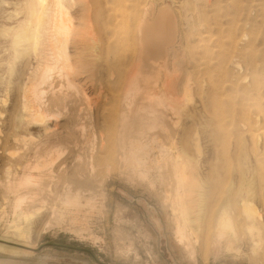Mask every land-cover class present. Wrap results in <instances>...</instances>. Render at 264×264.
Segmentation results:
<instances>
[{
    "label": "rangeland",
    "instance_id": "obj_1",
    "mask_svg": "<svg viewBox=\"0 0 264 264\" xmlns=\"http://www.w3.org/2000/svg\"><path fill=\"white\" fill-rule=\"evenodd\" d=\"M5 2L10 4L0 5V60L4 63L0 75H3L5 83L0 87V186L4 187V190L0 187V207L5 208L2 214L0 211V246L3 248L0 249V264H264V183L259 175L264 163L258 156L259 144L252 148L240 128L243 119L238 114L241 113L236 112L243 107L240 100L243 92H246L244 85L249 83V78L246 79L243 74L236 76L230 69H227V73L220 72L218 66H214L212 72L204 73L200 66L206 54L230 49L227 45L228 31L234 33L235 39L243 32L249 34L248 37H242L243 41L239 42L241 45L237 46L241 50L238 53L241 54L242 49L248 45L249 37L253 36L256 46L254 50L261 51L256 57L253 70L256 80L263 84L257 96L264 110V13L258 11L257 7L264 6V0H124L128 14L135 13L138 16L139 12L148 9L152 17H155L161 8H165L173 15L177 31L174 50L184 60L180 67L179 73L183 72L179 81L186 77L192 79L189 95L183 94L179 84V87L172 89V94L178 104L188 103L184 112L190 111L191 117L184 116V112L178 114L177 110H167L155 102L138 99L135 106L141 110L137 113L125 111L123 118L109 102L103 99L100 102L95 94L87 90V98L71 95L65 104L68 105V100H71V107H65L66 111L63 109L64 105H49V110L60 113L58 118H48L49 136L40 134L38 126H29L24 131L15 121L19 110L18 87L36 65L29 53L14 57L13 52L7 48L12 29L15 30L22 21L25 10L20 0ZM233 2H238L242 10L237 11ZM112 6L111 0H105L103 11H109ZM131 25L132 21L128 28L133 31ZM103 36L105 41L101 39V47L106 50V54H103L105 59L110 62L121 52L127 60L121 58L119 64H123L124 70L129 71L137 60L138 46L134 44L136 36L123 50H120L110 31L105 30ZM218 40L222 41L224 47ZM5 48L7 51L1 52ZM44 53L47 54L48 51L45 50ZM199 58L202 60L197 61ZM192 60L196 66L191 64ZM240 61L243 65L244 60ZM245 66L247 67L246 63ZM119 68L123 69L122 66ZM163 79L162 75V82ZM212 84L217 89V97L210 104ZM158 90L160 100L163 103L169 102L164 91L160 88ZM104 91L102 88V96ZM251 95L252 99H256L255 95ZM206 102L207 111L204 113L200 105ZM251 104L252 102H248L250 107ZM231 105L230 116L233 119L227 113ZM70 112L78 114H73V118L68 114ZM79 114L82 118L79 121L82 122L78 123H83V126L86 124L83 136L75 133L76 136L72 132ZM159 114H164L165 131L157 127L151 129L154 126L153 119H162L157 118ZM244 115L246 120L250 119L247 112ZM71 121L74 122L73 126ZM95 122L96 126L91 124ZM250 122H245L247 127L253 125ZM63 128H66L65 134ZM254 128L251 127L253 131ZM195 133L200 147L199 172L205 173L208 166L218 169L217 172L221 171L223 174V183L213 197L206 198V207L201 213V221L199 220L201 227L189 240L186 250L184 246L178 245L175 235L177 199L170 159L179 147L192 153L188 142ZM27 134L31 135L30 139ZM14 137L17 139L15 142ZM23 137L26 141L22 140ZM136 137L147 149L145 155L134 154V157H138L137 160L129 156L127 145L129 138ZM53 148H58L61 156H57L42 169L32 170L43 183L38 189L11 188L6 191L7 182H16L23 175V167L47 159ZM8 152H15V155L11 156ZM241 161L244 162L241 164ZM8 167L7 174L5 170ZM243 168L247 172V185L250 183V188L255 193L251 197L252 204L261 217L254 223V228L249 229L246 228L245 217L238 208L234 207L233 211H229L236 234L234 248L239 250L237 255L227 252L224 242L218 244L214 237V222L217 210L224 201L223 193L230 183L233 187L237 186L234 182L235 174ZM67 188L72 193L77 191L79 194L78 202L82 208L78 211L63 202ZM34 193L36 200L33 202L30 199ZM14 195L25 198L23 209L29 208L32 211L34 209L31 206L40 208V213L34 215L28 224L25 240L17 239L13 236L12 229L7 228L13 220L9 204ZM85 199H90L88 206L85 205ZM12 251L15 253H11Z\"/></svg>",
    "mask_w": 264,
    "mask_h": 264
},
{
    "label": "bare ground",
    "instance_id": "obj_2",
    "mask_svg": "<svg viewBox=\"0 0 264 264\" xmlns=\"http://www.w3.org/2000/svg\"><path fill=\"white\" fill-rule=\"evenodd\" d=\"M111 1L113 6L110 10L103 11L102 6L105 4V0H20V3L23 4L22 6L25 10L23 14L24 18L21 21L22 23L19 22L15 30L12 29L7 48L13 52L12 54L14 57L29 53V56L32 57L36 66L33 71L28 73L27 77H25L26 82L24 81V83L19 86L20 88L18 87V89H20L18 91L19 100H17L19 102V110L17 108L18 113H16L17 115L15 117L18 127L27 131L29 126H38L40 134H50L48 133L50 130L48 127V124L50 123L48 118H58L60 117V113L58 111L49 110V105H64L63 109L66 111V109L69 108H67L69 103L71 104V100H68V105L65 106L67 99L71 98V95L73 96V94L80 96V98H87V90L95 94L100 102L102 99L105 102H109L112 105V108L115 109V112H118L123 118H125V111L128 113H137L141 110L140 107L135 106L138 99L155 102L159 106L165 107L172 112L177 110L178 112L176 113L178 114L184 112L185 106L188 103L184 102L182 105L178 104L176 97L172 94V89L179 87L177 86L179 84L183 94L185 96L189 95L191 89L190 80L192 78L189 79L186 77V79H181L179 81L180 74L183 72L179 73L180 67L184 60L182 55L174 50L177 31L173 15L165 8H161L155 17H152L148 9L139 12L138 16L134 15L135 13L132 15L127 13V6L124 4V0ZM7 4L10 3L5 2V0H0L1 6H6ZM233 5L238 9L237 11L242 10L238 2H233ZM257 7L258 11L264 13L263 5H257ZM131 21L133 22V25H131L133 31H130L128 28ZM47 30L48 32H46ZM105 30L112 33V38L116 39L120 50H123L130 40H135L136 36V42H134V44L138 46L137 60L129 71L124 70L123 64H119L121 63V58H126L121 52H118L110 62L105 59L103 54H106V50H103L101 47V39L104 40L103 33ZM227 35V45L230 49L224 51L220 49L217 53L215 52L216 54L214 53L215 55L212 53L206 54L203 61L200 63V66L204 73L212 72L214 70L213 68H215L214 66H218V71L220 72L226 71L227 73V69H230L236 76L243 74L246 79L249 78V83L244 85V90H246V92H243L240 100L243 107H241L239 111H235L242 114H238L243 119L240 123V125L242 124L240 128L245 134L247 140L252 144V148L255 144H259L260 152L258 156H260V160L264 163V110L261 108L262 106L257 96L263 84L262 81L256 80L255 71L253 70L256 57L258 54H261V51L254 50L256 47L255 38L250 36L249 42H247L248 45H246L245 49H242V54L238 53L241 51L237 47L239 42H241L242 37H248L249 34L247 35L246 32H243L238 39V36L236 39L234 38V33L232 31H228ZM223 38L226 37L224 36ZM218 41L219 44L223 46L222 41ZM240 45L241 44H239V46ZM45 50L48 51L47 54L44 53ZM6 51L7 49L2 50L1 52L5 53ZM130 55H132V52ZM240 59L244 60L243 65ZM201 60L202 59L197 61ZM192 62L193 63L191 64L196 66L193 60ZM245 63L247 67L245 66ZM3 65V61L0 60V72L4 69ZM119 66H122L123 69L119 68ZM249 69L250 72L248 71ZM1 75L0 87L5 84L3 75ZM162 75L164 77L163 82ZM7 84L8 83L6 82V85ZM102 85L104 87H101ZM232 85H234V83H232ZM102 88L105 89V94L102 93L103 96L101 95ZM159 88L164 91L169 102L163 103L162 100H160V94L158 93ZM210 89L209 100L210 104H212L217 97V89L213 84L210 86ZM251 94L255 95L256 99H252L253 96ZM74 97L72 100H74ZM248 102H252L251 107L248 105ZM165 104L172 107H167ZM98 106L100 107L99 103ZM200 106L205 113L207 111V102ZM98 108L97 112H99ZM74 110L76 111L77 109ZM69 111L71 110L69 109ZM79 111L80 110H78V113ZM231 111L232 105L227 113L230 119H233L230 116ZM71 112L68 114L73 117L72 115L74 113ZM245 112H247L248 117L250 116L249 120H246L247 118H245L246 116L244 115ZM248 113H250V115ZM77 114L74 115L76 116ZM163 115L164 114H159L157 117L162 118L160 121L153 119L152 124L154 126H151V129L157 127L162 131L166 130L165 121L163 120L165 117ZM166 115L168 116V114ZM183 115L191 117V112H184ZM195 115H198V113H195ZM76 118V124L74 125L72 132L76 136L77 134L75 133H78L79 136H83L85 129L84 126L86 124L84 126L83 123L79 124L82 122L79 121L81 118L80 114ZM71 119L72 118H70V120ZM84 120L86 121V119ZM87 120H89L88 117ZM73 121H71V124H74ZM247 121H251L249 124L251 125L252 123L253 125L247 127L245 123ZM96 122H98L97 118ZM96 122L91 124L95 125ZM94 125H91V127ZM62 126L65 127L63 124ZM62 126L59 128H62ZM8 127H10L9 124ZM251 127H255V130L253 131ZM12 128H14L13 125ZM66 128H68V126H66ZM66 128H63L64 131ZM65 133L66 131L63 134ZM69 134L71 133L69 132ZM27 135L29 136L28 139H30L31 135ZM138 135H141V133ZM22 140L26 141L25 137H23ZM15 141H17V139L14 137L13 142ZM127 143L130 154L129 156H132V158H136L137 160L138 157H134V154L142 153L145 155V153H147L146 146L141 144L137 137L133 139L129 138ZM172 145L175 146L174 141H172ZM188 145L190 146L192 153L186 152L182 147H179L176 148L175 155L170 159L173 181L176 186L175 197L177 199L175 210L178 218L176 220L177 223L175 224V235L178 245L184 246L186 250L189 240L193 238V235L197 233V229L201 227L199 225V220L201 221V213L203 212V208L206 207V198L213 197L223 183V174H221V171L217 172L218 169L215 170L214 168H210V166H204L206 167V170H204L205 173L199 172V168H201L198 164L200 147L196 133L191 136ZM8 154L14 156L15 152H8ZM60 154L61 151L58 148H53L52 151L50 150L47 159L34 163V165L28 164L26 167H23V175L16 179V182L14 179V182H7L8 186L5 187L7 189L6 191L11 188L17 190L26 188L38 189L42 182L38 175L32 173L34 172L32 170L44 168ZM145 157L143 158L145 159ZM132 160L133 159H131V161ZM243 162L244 161H241V164ZM5 171L8 174L9 167ZM259 175L263 180L262 183H264V165L260 168ZM246 176L247 172L244 168L236 172L234 182L237 183V186L233 187L232 183L227 186L226 191L223 193V196H225L223 204L217 210L216 220L214 222V237L218 244L224 242V248L226 251L231 253L234 252L237 255L239 254V250L234 248L236 234L233 230V221L229 211H233L234 207L238 208L245 217L246 228L249 229L254 228V223L259 221L261 217L259 215L260 212L257 211L252 204L251 197H253L255 193L254 190L250 188V183L247 185ZM245 186L247 187L245 188ZM2 188L4 190V187ZM69 188L66 189L67 191L64 194L63 202L66 206L78 211L82 208L80 202H78V199H80L79 194L77 191L72 193ZM12 192L14 191L12 190ZM17 195H14L15 197H13V200L9 204L13 220L11 221L12 224L8 225L7 228L12 229L11 232L14 237L20 240H25L27 238L26 231L29 228L28 224L34 215L40 213V208H34L31 206V209H34L32 211H29L28 207H26L28 209H23L25 198L21 195V197ZM32 195L33 197H31L30 200L34 202L36 200L35 193ZM3 196L5 199V195ZM230 200L232 202H230ZM84 202L85 205L88 206L90 204V199H85ZM28 203L29 202H27V206L29 205ZM4 209L5 208L0 207L1 214L4 212ZM0 249L3 248L0 246ZM11 253L15 252L12 251Z\"/></svg>",
    "mask_w": 264,
    "mask_h": 264
}]
</instances>
